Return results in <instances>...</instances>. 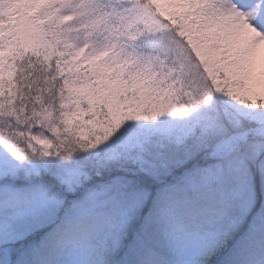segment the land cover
I'll list each match as a JSON object with an SVG mask.
<instances>
[{"label": "snow or ice", "instance_id": "6c2138e0", "mask_svg": "<svg viewBox=\"0 0 264 264\" xmlns=\"http://www.w3.org/2000/svg\"><path fill=\"white\" fill-rule=\"evenodd\" d=\"M0 264H264V0H0Z\"/></svg>", "mask_w": 264, "mask_h": 264}]
</instances>
